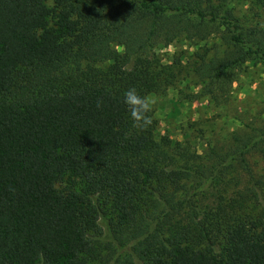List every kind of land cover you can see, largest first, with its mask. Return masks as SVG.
<instances>
[{
    "label": "trees",
    "instance_id": "16d2710c",
    "mask_svg": "<svg viewBox=\"0 0 264 264\" xmlns=\"http://www.w3.org/2000/svg\"><path fill=\"white\" fill-rule=\"evenodd\" d=\"M254 5L0 0V264H264V112L200 153L125 103L191 75L228 101L264 65Z\"/></svg>",
    "mask_w": 264,
    "mask_h": 264
},
{
    "label": "rangeland",
    "instance_id": "374dc122",
    "mask_svg": "<svg viewBox=\"0 0 264 264\" xmlns=\"http://www.w3.org/2000/svg\"><path fill=\"white\" fill-rule=\"evenodd\" d=\"M228 1L235 7L236 14L255 13V0ZM195 49L185 42L159 47V51L170 59L175 53L188 56ZM185 56L184 62L187 60ZM257 68L241 76L234 84L233 91L227 94L228 101L223 100L220 105L213 103L208 95L205 96L201 90L204 84L194 75L164 93L151 94L148 99L159 119L157 137L160 139L170 135L180 141L192 142L203 153L209 139L223 138L239 126L241 120L249 121L253 112H264V65Z\"/></svg>",
    "mask_w": 264,
    "mask_h": 264
},
{
    "label": "clouds",
    "instance_id": "9594fccd",
    "mask_svg": "<svg viewBox=\"0 0 264 264\" xmlns=\"http://www.w3.org/2000/svg\"><path fill=\"white\" fill-rule=\"evenodd\" d=\"M125 103L128 105L134 120H143L145 125L151 123V120L146 116V113L151 110V102L147 97L139 95L134 88L129 89L125 95Z\"/></svg>",
    "mask_w": 264,
    "mask_h": 264
}]
</instances>
